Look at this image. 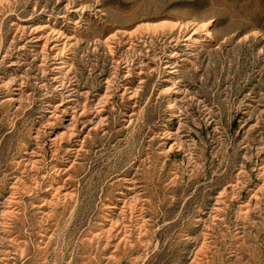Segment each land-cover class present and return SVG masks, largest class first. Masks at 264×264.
I'll list each match as a JSON object with an SVG mask.
<instances>
[{
    "label": "rangeland",
    "instance_id": "1",
    "mask_svg": "<svg viewBox=\"0 0 264 264\" xmlns=\"http://www.w3.org/2000/svg\"><path fill=\"white\" fill-rule=\"evenodd\" d=\"M0 264H264V0H0Z\"/></svg>",
    "mask_w": 264,
    "mask_h": 264
}]
</instances>
